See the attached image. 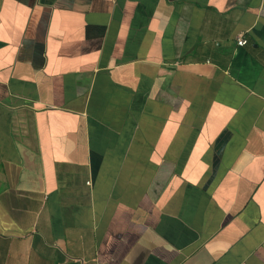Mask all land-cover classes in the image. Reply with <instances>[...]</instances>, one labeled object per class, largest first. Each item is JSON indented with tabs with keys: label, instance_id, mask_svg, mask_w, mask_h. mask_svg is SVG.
<instances>
[{
	"label": "crops",
	"instance_id": "crops-1",
	"mask_svg": "<svg viewBox=\"0 0 264 264\" xmlns=\"http://www.w3.org/2000/svg\"><path fill=\"white\" fill-rule=\"evenodd\" d=\"M0 264H264V0H0Z\"/></svg>",
	"mask_w": 264,
	"mask_h": 264
},
{
	"label": "built area",
	"instance_id": "built-area-1",
	"mask_svg": "<svg viewBox=\"0 0 264 264\" xmlns=\"http://www.w3.org/2000/svg\"><path fill=\"white\" fill-rule=\"evenodd\" d=\"M237 45H243V44H245L246 43V40L244 39V37H242V36H239L238 38H237Z\"/></svg>",
	"mask_w": 264,
	"mask_h": 264
}]
</instances>
